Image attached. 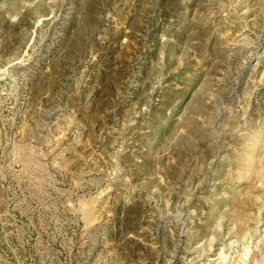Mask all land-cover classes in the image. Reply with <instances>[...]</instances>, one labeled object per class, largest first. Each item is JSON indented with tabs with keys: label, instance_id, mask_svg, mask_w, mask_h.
<instances>
[{
	"label": "rangeland",
	"instance_id": "obj_1",
	"mask_svg": "<svg viewBox=\"0 0 264 264\" xmlns=\"http://www.w3.org/2000/svg\"><path fill=\"white\" fill-rule=\"evenodd\" d=\"M0 264H264V0H0Z\"/></svg>",
	"mask_w": 264,
	"mask_h": 264
}]
</instances>
